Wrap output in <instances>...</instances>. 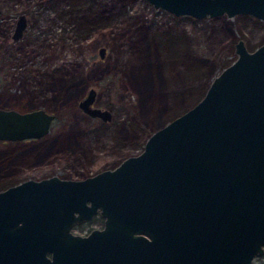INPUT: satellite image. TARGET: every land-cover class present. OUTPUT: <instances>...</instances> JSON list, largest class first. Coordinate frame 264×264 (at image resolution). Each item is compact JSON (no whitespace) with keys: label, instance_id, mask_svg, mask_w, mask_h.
Returning a JSON list of instances; mask_svg holds the SVG:
<instances>
[{"label":"water","instance_id":"1","mask_svg":"<svg viewBox=\"0 0 264 264\" xmlns=\"http://www.w3.org/2000/svg\"><path fill=\"white\" fill-rule=\"evenodd\" d=\"M149 1L177 15L264 19V0ZM26 25L22 13L14 38ZM236 52L199 101L115 168L0 190V264H251L263 255L264 44L250 51L241 39ZM96 95L91 87L79 107L111 121ZM55 119L44 107L0 106V140L41 138ZM97 212L103 228L74 231Z\"/></svg>","mask_w":264,"mask_h":264},{"label":"rangeland","instance_id":"2","mask_svg":"<svg viewBox=\"0 0 264 264\" xmlns=\"http://www.w3.org/2000/svg\"><path fill=\"white\" fill-rule=\"evenodd\" d=\"M20 13L28 26L14 40ZM0 14V106L57 113L42 138L0 142V166L15 180L115 167L201 99L236 59L240 38L251 50L264 42V20L254 15L176 16L148 0H0ZM91 87L111 121L79 107ZM252 264H264V255Z\"/></svg>","mask_w":264,"mask_h":264},{"label":"flooded vegetation","instance_id":"3","mask_svg":"<svg viewBox=\"0 0 264 264\" xmlns=\"http://www.w3.org/2000/svg\"><path fill=\"white\" fill-rule=\"evenodd\" d=\"M149 1V0H148ZM150 2V1H149ZM153 4V3H152ZM154 5V4H153ZM155 7V6H154ZM156 8H161V7H156ZM164 9V8H163ZM167 10V9H166ZM169 11V10H168ZM169 12H171V11H169ZM171 13H173V12H171ZM20 14H22V13H20ZM20 14H19V16H20ZM23 14H25V13H23ZM174 15H176V16H181V15H190V16H192V17H195V18H199V19H201V18H205V17H217V16H223V15H226V16H228L227 15V13H224V14H222V15H215V16H210L209 14L208 15H206V16H202V17H197V16H195V15H192V14H180V15H177V14H175V13H173ZM238 14H247V13H238ZM26 15V14H25ZM236 15V14H235ZM19 16H18V18H19ZM234 16V15H233ZM228 17H232V16H228ZM0 18H1V14H0ZM18 18H17V20H18ZM257 18H259V17H257ZM26 19H27V25H26V27L24 28V30H23V33H22V35L21 36H19L18 38H14V36H13V34H14V32H15V28H16V24H17V21H16V24H15V28H14V31H13V33H12V38L14 39V40H18V39H20V38H22L23 37V35H24V33H25V30H26V28H27V26H28V17H27V15H26ZM259 19H262V18H259ZM264 20V19H263ZM244 40V42H245V45H246V47L249 49V47H248V45L246 44V41H245V39H243V38H240L239 40ZM238 40V41H239ZM237 41V42H238ZM236 42V43H237ZM236 43H235V51H236ZM262 44H264V42L262 43ZM262 44H260V45H262ZM259 45V46H260ZM259 46H257V47H259ZM256 47V48H257ZM255 48V49H256ZM255 49H253V50H255ZM250 51H253V50H251V49H249ZM238 55V54H237ZM237 58V57H236ZM41 107V106H40ZM36 108H38V107H36ZM44 108H46V107H44ZM47 109V108H46ZM21 110V109H20ZM28 110V109H27ZM48 111H50V112H54V111H51V110H49V109H47ZM55 114H56V118H57V113L56 112H54ZM89 115V114H88ZM91 116V115H90ZM50 131H51V129H50ZM42 138V137H41ZM31 139V138H30ZM30 139H24L23 141H28V140H30ZM32 139H34V138H32ZM21 141V140H20ZM0 142H2V143H5V144H8V143H14V142H18V141H11V140H0ZM15 156V155H14ZM121 163V162H120ZM119 163V164H120ZM118 164V165H119ZM117 166V165H116ZM115 166V167H116ZM115 167H113V168H115ZM113 168H105V169H113ZM105 169H102V170H105ZM102 170H99V171H97V172H95V173H93V174H86V175H83V176H81V177H75V178H77V179H82V178H86V177H88V176H91V175H94V174H96V173H98V172H100V171H102ZM12 173L14 172V170H12L11 171ZM13 177H14V175H12ZM64 178H67V177H64ZM70 178V177H69ZM74 178V177H73ZM25 180V179H24ZM21 181H23V180H19V179H16L13 183H10L9 185H7V186H4V187H2V188H0V190H2V189H5L6 187H8V186H10V185H13V184H16V183H19V182H21ZM93 222H98V224H95V225H93L90 229H89V231H87L86 233H81V234H87L88 232H90L91 230H93V229H95V228H103L104 227V225H105V217L104 216H102L101 214H100V212H97V213H95L94 215H93V217L90 219V220H86V221H83V222H81V223H79V224H76L75 226H74V228H82V227H84L85 225H87V224H89V223H93ZM78 233H80V232H78ZM264 255V254H263ZM262 256V255H261ZM255 260V259H254ZM254 260H253V262H254ZM252 264V263H251Z\"/></svg>","mask_w":264,"mask_h":264},{"label":"trees","instance_id":"4","mask_svg":"<svg viewBox=\"0 0 264 264\" xmlns=\"http://www.w3.org/2000/svg\"><path fill=\"white\" fill-rule=\"evenodd\" d=\"M204 60H207V59H204ZM205 66H201V73L203 74H207L206 73V70L204 69ZM201 75V74H199ZM199 94L196 95V97L198 96ZM160 119L162 118V115L161 117H159ZM12 170H9L7 167H2L0 166V188L1 187H4V186H7L9 185L10 183H13L15 181V176L13 177V173L11 172Z\"/></svg>","mask_w":264,"mask_h":264}]
</instances>
